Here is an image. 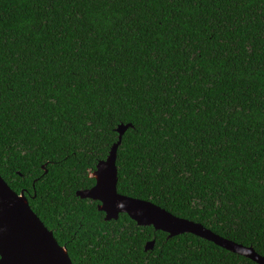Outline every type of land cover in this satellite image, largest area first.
<instances>
[{
  "label": "trees",
  "instance_id": "16d2710c",
  "mask_svg": "<svg viewBox=\"0 0 264 264\" xmlns=\"http://www.w3.org/2000/svg\"><path fill=\"white\" fill-rule=\"evenodd\" d=\"M130 123L120 193L264 256V0H0V173L74 264H258L77 195Z\"/></svg>",
  "mask_w": 264,
  "mask_h": 264
},
{
  "label": "water",
  "instance_id": "95a60500",
  "mask_svg": "<svg viewBox=\"0 0 264 264\" xmlns=\"http://www.w3.org/2000/svg\"><path fill=\"white\" fill-rule=\"evenodd\" d=\"M132 126L130 123L118 127L119 141L114 144L108 158L100 161L92 173L96 184L92 188L79 190L77 195L99 201V210L106 213L107 221L117 220L122 213H126L140 226H154L169 233L170 237L193 233L258 264H264V256L253 246L222 237L202 223L176 216L152 201L119 192L118 149ZM155 244V240L150 241L147 250L153 249ZM0 264H74L68 248L59 243L53 230L32 209L25 192H16L1 173Z\"/></svg>",
  "mask_w": 264,
  "mask_h": 264
}]
</instances>
